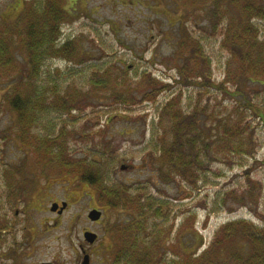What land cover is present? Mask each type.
Returning a JSON list of instances; mask_svg holds the SVG:
<instances>
[{
    "label": "rangeland",
    "instance_id": "rangeland-1",
    "mask_svg": "<svg viewBox=\"0 0 264 264\" xmlns=\"http://www.w3.org/2000/svg\"><path fill=\"white\" fill-rule=\"evenodd\" d=\"M26 1L23 13L25 9L32 15L47 11L53 16L51 19L58 17L60 9L64 13V21L59 17L56 21L57 44L71 41L72 51L67 53V59L57 56L41 60L42 75L37 85L43 86L50 75L60 96L67 99L68 110L61 103L58 107L56 99L47 102L50 107L45 108V114L38 112L43 124L33 127L28 140L22 143L16 116L5 102L12 86L22 89L21 81L12 75L0 78V226L6 225L7 216L16 223V235L3 237L0 255L13 245L19 251V259L0 264H81L80 245H86L82 232L90 226L87 207L101 203L96 188L85 183L86 170L99 171L104 178L106 171L111 170L108 183L125 187L126 195L167 201L169 206L161 208V221L158 220L163 230L169 231L166 239L170 243L181 237L190 242L193 238L195 242L200 240L197 255L229 222L245 220L263 227L264 124L244 107L250 102L254 109L264 112V81L258 77L254 82H244L241 55L235 59L230 55L229 45H233L240 23L238 4L232 0ZM7 2H0V34L9 36L2 24L24 29L27 17L23 13V18L16 17L18 10L22 11L21 4H17L18 12H10L5 18L2 13ZM257 5L264 8V0H257ZM250 23L257 32V41L264 43V20L253 19ZM20 41L21 37H13L9 45L23 66L17 46ZM192 46L195 54L199 52L203 57L198 56L201 64L197 69L194 59L182 67ZM180 71L185 76L201 75V79H183ZM103 74L102 84L107 82L105 79L121 84L114 97L110 92L94 89ZM224 81L229 82L225 84L226 93L220 89ZM115 98L129 101L118 103ZM174 98L179 100L180 110L199 114L205 138L214 135L215 130L221 129L218 126L227 121L242 122L248 132H253L255 155H231L227 163L218 161L219 157L211 158L214 162L206 168V179L195 186L187 185L178 176L171 182H162L153 167L151 150L162 143L164 124H160L159 112ZM40 140L47 145L43 146ZM42 159L48 163L43 164ZM111 159L112 167L108 162ZM62 160L63 165L68 160V170H62ZM89 163L97 165L91 167ZM121 164L132 168L122 172ZM246 171L250 183L256 185L252 190L254 201L245 199L241 203V196L247 197L251 190ZM24 191L28 192L25 201L19 196ZM15 194L18 195L12 204L10 198ZM68 194H74V200L60 217L54 219L49 211L42 212L45 207L50 208V202L61 206ZM36 195L41 196L39 214L30 210L38 208L33 206ZM74 202L78 204L73 205ZM9 203L19 210L25 205L30 208L25 217L20 213L15 219L13 212H8ZM121 212L116 215L118 221L122 226L130 225L135 213L128 208ZM186 219L189 224H183ZM90 228L98 231L102 241L106 240L101 226ZM191 229L196 237L190 234ZM178 252L179 249L164 252L161 264L177 258ZM96 255L91 264H105L103 257Z\"/></svg>",
    "mask_w": 264,
    "mask_h": 264
},
{
    "label": "trees",
    "instance_id": "trees-1",
    "mask_svg": "<svg viewBox=\"0 0 264 264\" xmlns=\"http://www.w3.org/2000/svg\"><path fill=\"white\" fill-rule=\"evenodd\" d=\"M232 1L239 5L241 14L239 13L238 35H234L233 45H229L230 55L232 59H235L237 54L241 55L243 68L240 74L241 78L244 77V82H254L258 77L263 78L264 81V43L257 41V32L250 23L253 19L264 20V8L257 5V0ZM26 10L23 13L27 17L26 29L18 28L16 30L12 29L13 26H9V24H2L7 34L10 35L0 34V78L12 75L17 77V80L19 78L22 85L21 90L18 85L12 86L5 98L10 111L16 116L18 129L23 136L22 143L28 140L26 137L29 136L33 127L43 124L42 116L38 112L41 110L45 114V108L49 109L50 107L47 102L56 99L58 107L61 103L62 108L67 109L65 108L67 99L60 96L57 83L52 81L50 75L47 74L46 85L39 88L37 84L40 75H42L43 60H51L57 56L67 59L70 56L67 53L72 51L71 41L63 42L59 46L57 44L58 39L56 38L59 29L56 21L58 17L59 20L64 21V13L61 9L58 17L55 16L53 19H51L53 16L47 11L32 15V11L27 10L26 12ZM23 15H21L22 18ZM3 37L6 38L2 39ZM13 37L22 38L17 46L22 52L23 66L16 61L15 53L12 52L9 45ZM198 54H195L193 46L190 47L188 58L185 60L186 64H183L182 67L188 66L189 62L194 59L198 64L195 69L200 68L201 59L198 56L202 57V55L199 52ZM254 62H257L258 65ZM103 72L106 74L107 70ZM195 73L198 74V71L195 70ZM180 75L183 79L192 77L201 79V75L188 74L185 76L184 71H180ZM103 76L104 74L100 76L101 78L98 77L99 81L95 84L94 89L95 91L110 92L113 96L121 88V84H116L115 80L106 79L107 82L102 84ZM228 83L224 81L220 84V89H223L224 93L227 91L225 84ZM98 85H102V88H99ZM115 100L121 101L119 98H115ZM128 101L127 99L122 100L121 103L124 104ZM178 105L179 100L174 98L162 106L159 112L160 124H164L160 136L162 143L151 150L153 167L159 171V178L162 182H171L178 176L187 185L195 186L197 182L206 179L204 174L205 171L207 172L206 168L211 162H214L211 158L219 157L218 161L227 163L232 159L231 155L240 158L255 155L254 148L256 146L253 132H248L246 125L242 122L234 124L227 121L218 126L221 129L215 130L214 135L210 134L205 138V133L202 130L203 125L199 122V114L184 112L178 108ZM244 110L252 112L253 116L264 124L263 111L254 109L250 102L246 103ZM46 131L49 129L46 128ZM40 141L43 146L47 145L45 141ZM41 144L36 145L40 147ZM45 148L49 149V146ZM108 157H112V154L109 153ZM112 160L108 161L111 162L110 167L114 163ZM64 161V165L63 160L61 162L62 170H68V160ZM42 162L43 164L48 163L44 159ZM88 165L95 167L97 163ZM106 173L104 178L99 171L86 170L83 177L88 186L96 188L95 190L99 193V202L102 205L110 204L113 208L122 206L121 209L128 208L136 215L130 225L124 226L118 235V247L113 255L115 264H161L164 252H176V249H179V256L170 260L168 264H264V224L260 228L245 220L229 222L216 232L210 246L197 255V250L201 245L200 240L195 242L193 238V241L190 242L184 241V238L181 237L174 243H170L166 239L170 236L169 231L163 230L162 224H159L158 220L161 221V208L164 205L169 206L167 201H158L151 197L141 199L138 194L126 195L125 187H110L108 185L109 175L112 171L107 170ZM246 175V183H250L249 171H246ZM250 186L251 190L247 193V197L241 196V203L245 199L254 201L252 190L256 188V185L252 182ZM118 191L124 192L123 199L119 198L116 193H112ZM107 192H110L111 195L107 196ZM183 224H189L188 220L186 219ZM192 230L190 234L196 237V232Z\"/></svg>",
    "mask_w": 264,
    "mask_h": 264
},
{
    "label": "flooded vegetation",
    "instance_id": "flooded-vegetation-1",
    "mask_svg": "<svg viewBox=\"0 0 264 264\" xmlns=\"http://www.w3.org/2000/svg\"><path fill=\"white\" fill-rule=\"evenodd\" d=\"M0 2H1V0H0ZM26 2H27L26 0H9V2H7V6L4 9L2 15H4L6 18V16H8V14L10 12H18L19 11V13L16 14V17L20 16L23 13V8L26 6ZM17 4H21L20 6L22 7V11H20V9L18 11H16V7H17L16 5ZM8 9H10V10H8ZM122 166L125 168L121 169ZM131 168H132V166H130V165L128 166L125 164H121V166L119 167V169L121 171L122 170H129ZM109 179H110V175H109ZM108 185L110 187H119L117 185H110L109 183H108ZM41 193L42 192L37 193V194H41ZM112 193H116L117 196H119V198L123 199L124 192L118 191V192H112ZM26 194H28V192H26V191L19 193V196L23 201H25L28 198V196ZM16 195H18V194H15L14 197L10 198V201L12 202V204H13V199L16 198ZM73 195L74 194H70V195L68 194L67 195L68 198H65L67 200H64L61 203V206H59V204L57 202H52V203L50 202L49 203L50 208L48 209L47 207H45L46 209L44 211L42 210V212H48L49 211V213H52L53 215H55L54 219H56L58 216L60 217L71 206L70 202H73V200H74V198H72ZM110 195H111L110 192H107V196H110ZM91 198L92 197H90V199ZM40 201H41V196L36 195V197L34 198L35 203L33 206H36L38 208L33 207L30 210H35L39 214L41 212V210H39ZM23 203H25V202H23ZM12 204L11 203L8 204L9 205L8 212H13V216H15V219H16V217H18L20 215V213L22 214V217H25L26 209L30 208L29 206L25 207L26 206L25 205L23 208H21V210H22L21 211V210L15 208ZM76 204H78V202H76V203L74 202L73 205H76ZM115 204H117V202H115ZM121 204H122V202H121ZM89 205L87 207V221L90 223V226L87 227L86 229H84L82 232L83 240H84L86 245L85 246H84V244L80 245L81 255H82L81 264L84 260V257H87L88 264H91V260H92L93 256H95L96 254H97L96 256L101 255L103 257V261L105 264H115V262L113 260V255L117 251L118 235L124 227V225L122 226V224H121L122 222L118 221V219H117V217L122 213L121 211H123V209H121L122 206L113 208L110 206V204L102 205L101 203H99L96 206L95 205L89 206ZM54 207H55V210H52ZM91 212H97L100 214L98 220L93 221L89 218L88 215ZM116 215H118V216H116ZM5 220H6V225L0 226V246H1V243L3 242V237L8 236V237L14 238L16 235L14 232V228L16 227V223L13 220H10V218L8 216L6 217ZM116 220H117V222H115ZM111 221H113V224L111 223ZM54 223H57V220H54ZM91 226H101L102 231H103V235L107 237L106 240L102 241L101 235L98 233V231L91 229L90 228ZM26 228H27V226L25 227V229ZM86 234H90V235L94 236V239L91 243L86 240V238H85ZM13 247H14V245L10 246L5 252H3V254L0 255V261L1 262H3V263L4 262H10L14 258L19 259V257H18L19 251L15 250L18 247L17 246L15 248H13ZM12 264H14V263H12ZM40 264H57V263H56V261H52L50 263H40Z\"/></svg>",
    "mask_w": 264,
    "mask_h": 264
},
{
    "label": "water",
    "instance_id": "water-1",
    "mask_svg": "<svg viewBox=\"0 0 264 264\" xmlns=\"http://www.w3.org/2000/svg\"><path fill=\"white\" fill-rule=\"evenodd\" d=\"M123 168H125V167L122 166L121 169H123ZM52 210H55V207H54ZM88 216H89V218H90L91 220L96 221V220H98L100 214L97 213V212H91ZM90 236H91V237H90ZM85 238H86V240H87L88 242L91 243V242L93 241V239H94V236H93V235H90V234H86V235H85ZM82 264H88L87 257H84V260H83Z\"/></svg>",
    "mask_w": 264,
    "mask_h": 264
}]
</instances>
